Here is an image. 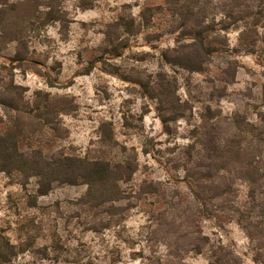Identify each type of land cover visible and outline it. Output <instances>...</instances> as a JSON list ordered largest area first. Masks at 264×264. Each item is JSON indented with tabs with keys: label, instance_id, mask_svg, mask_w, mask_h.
Masks as SVG:
<instances>
[{
	"label": "rangeland",
	"instance_id": "rangeland-1",
	"mask_svg": "<svg viewBox=\"0 0 264 264\" xmlns=\"http://www.w3.org/2000/svg\"><path fill=\"white\" fill-rule=\"evenodd\" d=\"M226 1L199 0L226 51L195 72L163 61L177 41L190 42L165 0H9L14 6L3 14L0 34L21 29L30 57L13 62L16 43L0 41V76H12L30 98L41 91L71 106L55 130L38 132L30 143L45 153L132 158L137 169L119 184L122 199L98 207L87 204L84 184L55 185L38 196L35 179L23 183L0 172V264H215L210 246L236 264H263L264 226L252 229L251 240L245 226L255 221L233 213L232 206H249V184L237 180L235 197L207 200L202 209L185 177L196 170L206 131L223 140L237 127L252 128L256 139L264 131V27L251 48L239 46L241 27L216 31ZM132 20L137 33L115 28ZM118 43L124 47L113 56ZM158 85L162 100L153 91ZM102 123L112 128L115 145L100 142ZM256 192L263 202L264 179ZM198 231L209 243L194 253L186 245Z\"/></svg>",
	"mask_w": 264,
	"mask_h": 264
},
{
	"label": "trees",
	"instance_id": "trees-1",
	"mask_svg": "<svg viewBox=\"0 0 264 264\" xmlns=\"http://www.w3.org/2000/svg\"><path fill=\"white\" fill-rule=\"evenodd\" d=\"M165 3L169 6L172 15L179 19L181 36L188 37L190 42L181 44L177 41L175 47L161 54L163 61L185 70L203 71L205 64L215 53L226 50L221 40L212 37L213 26L205 22L202 3L199 0H165ZM13 6L14 4L9 3V0H0V20L8 8ZM218 9L222 18L216 31L241 27L239 46L254 47L260 40L256 38L259 36L258 29L264 27V0H227ZM115 24V28H120L127 36L138 31L133 20L117 21ZM261 40L264 45V37ZM0 41L7 44L16 43V50L11 58L13 62L22 63L29 60L28 46L21 29L13 32L2 31ZM123 47L118 43L111 47L109 52L113 56H118ZM153 91L161 100L162 95L166 96L162 85L155 86ZM69 105L67 99L52 97L41 91H36L30 98L27 96V88L16 84L12 76L8 80L0 76V172L9 176L19 175L24 180L23 183L35 179L38 196L48 194L55 185L84 184L87 187L85 192L87 204L93 207L122 199L119 184L127 183L133 176L137 169L134 159L124 158L120 161L105 158L90 159L65 154L60 150L45 153L42 146L30 143L38 132L55 130L53 123L60 114L71 109ZM161 120L166 125V120ZM261 121L264 122V114L261 116ZM252 130L250 127H237L232 132L230 140H223L218 134L205 130L206 134H209V139L198 142L202 152L200 157L202 162L198 159L199 161L194 163L196 170L187 171L185 176L189 180V185H193V197L200 203L202 209L207 200L220 199L230 194L235 197L234 186L237 180L249 184L247 192L249 206L244 210L232 207L233 213H236L238 218L247 212L255 221L256 224L252 228L245 226L251 240L255 239L252 229H256L258 225L264 226V201H258L256 192V186L264 179V159L259 155L262 151L261 147H264V131H261L258 134L261 136L256 139L250 134ZM100 133L101 143L107 146L116 144L109 124L102 123ZM221 172L224 174L222 175ZM216 182L219 184L215 185ZM197 233L196 241H190L186 246L194 253H201L208 245L209 238L201 231ZM258 246L259 251L263 252L259 253V257L264 264V244ZM210 251L213 263L236 264L234 258L228 255L219 256L213 246H210ZM165 256L169 257L170 253Z\"/></svg>",
	"mask_w": 264,
	"mask_h": 264
}]
</instances>
